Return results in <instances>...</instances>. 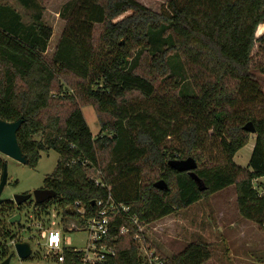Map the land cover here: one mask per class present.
Masks as SVG:
<instances>
[{
	"label": "trees",
	"instance_id": "obj_1",
	"mask_svg": "<svg viewBox=\"0 0 264 264\" xmlns=\"http://www.w3.org/2000/svg\"><path fill=\"white\" fill-rule=\"evenodd\" d=\"M2 1L0 119L22 121L16 139L28 166H36L41 152L59 155L43 181L54 196L37 206L41 214L55 207L83 224L75 204L85 208L87 218L96 211L94 202L111 195L130 216L147 223L235 186L240 217L263 227L264 197L258 196L252 181L264 177V115L257 117L241 106L257 103L264 113V94L250 72L253 48L264 45V33L256 36L264 25V0H165L159 13L137 0H71L64 7L65 27L50 61L43 54L52 29L41 21V0H17L31 11L29 25ZM129 11L132 15L113 22ZM150 34L163 36L169 44L152 54L142 52L132 64L133 50L143 49ZM173 55L180 57L191 81V96H179L169 76ZM259 72L264 75V67ZM68 75L77 80L75 98L53 100L50 93L60 92L58 77ZM135 97L138 102L132 101ZM83 106L97 113L101 135L96 139L82 116ZM247 121L256 138L248 168L243 169L233 157L249 140L250 133L242 130ZM208 133L221 164L207 166L201 159L199 150ZM38 134L42 139L33 140ZM189 157L197 164L194 173L203 191L188 173L167 165L170 159ZM72 159L88 165L68 164ZM4 165L0 159V168ZM90 167L100 171L104 187L88 179L85 171ZM127 177L136 181L134 196H122L115 188ZM158 179L167 184L166 191L153 187ZM0 206L5 213L13 210L7 200ZM123 225L120 217L111 223L106 242L117 245L116 252L102 264H140L133 241L119 234ZM12 236L6 233L5 240ZM121 239L127 241L124 247ZM3 247L2 262L12 256ZM62 255L64 264H79L82 256L67 247ZM210 257L209 245L199 239L171 259H160V264H203Z\"/></svg>",
	"mask_w": 264,
	"mask_h": 264
},
{
	"label": "rangeland",
	"instance_id": "obj_2",
	"mask_svg": "<svg viewBox=\"0 0 264 264\" xmlns=\"http://www.w3.org/2000/svg\"><path fill=\"white\" fill-rule=\"evenodd\" d=\"M71 0H41L40 7L41 21L52 29V36L43 54L45 61H50L55 47L59 42L60 36L65 27L64 7ZM155 13H159L165 4V0H137ZM13 7L16 12L22 15L24 24L29 25L31 11L23 8L17 0H3ZM31 8V7H30ZM132 15V12H126L116 18L117 22L125 17ZM261 29V30H260ZM256 32V36L264 33V25ZM101 29H98L96 35H99ZM161 35H149V41L143 49L136 47L132 52L131 63H135L139 56L144 53L152 54L160 51L169 43ZM143 60V59H142ZM169 76L178 85L179 96H191L195 93L187 72L179 56L173 55L168 59ZM264 67V45H256L251 52L250 69L253 75V81L264 94V75L259 72V68ZM58 78L60 92L50 93L53 100H65L69 97L75 98L76 92L74 86L77 80L71 76ZM160 82V81H159ZM162 83V82H161ZM232 86V85H231ZM230 86L231 89H233ZM96 87H92L95 89ZM137 97L133 98L134 101ZM78 101V100H77ZM138 102V99H136ZM256 113L257 117L264 115L263 110L259 109L257 103L243 104L241 107ZM82 116L89 127L93 139L101 135L97 119V113L92 106L81 107ZM248 122V121H247ZM246 122V123H247ZM245 123V124H246ZM210 134L206 135L204 145L199 152L202 156L204 165L210 166L221 164L222 158L219 155L217 145ZM255 134L249 135L247 144L240 149L233 157V162L243 169L248 168L249 158L255 143ZM35 141H40L41 135H35ZM168 146H175L174 142L168 141ZM0 159L6 164L7 183L1 194L2 200H7L13 204L11 212H2L4 207L0 206V245H4V251L11 254L8 264H58L52 254H48L45 241L42 240L41 233L49 230H59L65 240L69 241V249L78 251L84 250L88 242V234L76 231L73 225L80 226L76 219L64 217L62 212L52 207L47 213L41 214L34 201L30 200L20 207H16L13 197L16 195L30 194L35 190L44 187L43 181L51 175L56 164L59 161V155L53 150L40 153V159L34 168L28 165L17 163L2 154ZM88 179H100V171L97 168H89L86 171ZM2 169L0 168V178ZM101 180V179H100ZM159 180V179H158ZM156 180L155 182H157ZM161 180V179H160ZM154 182V183H155ZM115 188L125 196V193L134 196L136 181L133 177L121 179ZM253 188L260 193L264 188V177L253 180ZM108 189H112L108 187ZM257 192V193H258ZM115 205L114 214L110 216L111 223L115 218L120 217L125 220L122 234L133 241L138 251L140 264H160V259H171L173 256L183 251L189 244L199 239L209 245L211 257L203 264H264V229L255 223L244 227L237 222L242 219L238 213L236 204V187H228L208 198L197 202L187 209H180L175 213L162 219L144 222L135 216L129 215V209L126 212L121 210L122 205ZM20 215L18 223L9 224L11 217ZM78 230V229H77ZM9 233L12 239L5 240V234ZM14 242L26 243L30 246L31 255L27 260H21L14 251ZM127 244L126 239H121L120 247ZM107 248L116 252L117 245ZM12 246V247H11ZM7 259V258H6ZM3 262L0 260V264Z\"/></svg>",
	"mask_w": 264,
	"mask_h": 264
},
{
	"label": "built area",
	"instance_id": "obj_3",
	"mask_svg": "<svg viewBox=\"0 0 264 264\" xmlns=\"http://www.w3.org/2000/svg\"><path fill=\"white\" fill-rule=\"evenodd\" d=\"M77 162L83 168H86L88 165V162H86V160L80 159H72L68 164L75 165L77 164ZM91 180L96 186L104 187L100 179L91 178ZM107 190L109 189L107 188ZM258 196L264 197V188L261 189L260 193L258 192ZM114 204L115 202L112 199L111 195L108 196L106 201L94 202L96 211L87 218H84V216H86L85 208L79 203L75 204L76 212L81 217H83V219H85V222L80 226L73 225V227L76 228V231L78 232L88 234V242L84 250L78 251L75 249H71L72 252L82 254L79 264H102L107 257L114 256V251L107 248L106 245V241L109 238L111 225L110 216H112L114 214V211H116ZM121 210L123 212H126L128 208L121 207ZM123 230L124 227H121L119 233H122ZM41 237L42 240L45 241V246L47 247L48 254H52L58 264H64L62 250L64 249V247L70 246L69 241L65 240L61 232L56 229L43 231L41 233Z\"/></svg>",
	"mask_w": 264,
	"mask_h": 264
},
{
	"label": "water",
	"instance_id": "obj_4",
	"mask_svg": "<svg viewBox=\"0 0 264 264\" xmlns=\"http://www.w3.org/2000/svg\"><path fill=\"white\" fill-rule=\"evenodd\" d=\"M21 120L16 122H4L0 119V154L3 156L20 163L22 165H27L28 161L26 157L22 154L16 139V133L21 125ZM242 130L255 134V128L251 121L247 122ZM167 165L170 169L178 172V173H188L189 177L196 183L198 189L200 191L204 190L200 179L196 176L194 171L197 169V164L193 158L186 159H170L167 162ZM7 183V171L6 164L2 168L1 178H0V197L4 190V187ZM153 187L159 191H166L167 184L163 180H158L153 184ZM54 193L47 189H38L33 191L30 194L16 195L13 197V201L16 207H20L21 205L28 202L31 197H33L35 204H42L49 199L53 198ZM4 200L0 198V205ZM20 215H15L11 217L8 221L9 224L18 223L20 221ZM14 251L17 257L21 260H27L31 255L30 246L26 243H15ZM10 258H7L2 264H8Z\"/></svg>",
	"mask_w": 264,
	"mask_h": 264
},
{
	"label": "crops",
	"instance_id": "obj_5",
	"mask_svg": "<svg viewBox=\"0 0 264 264\" xmlns=\"http://www.w3.org/2000/svg\"><path fill=\"white\" fill-rule=\"evenodd\" d=\"M194 205V204H193ZM191 207V206H190ZM189 207V208H190ZM237 222H239L240 224H242V226L246 227L249 226L248 224H251L252 222H249V221H241L240 219H237ZM253 224V223H252Z\"/></svg>",
	"mask_w": 264,
	"mask_h": 264
},
{
	"label": "flooded vegetation",
	"instance_id": "obj_6",
	"mask_svg": "<svg viewBox=\"0 0 264 264\" xmlns=\"http://www.w3.org/2000/svg\"><path fill=\"white\" fill-rule=\"evenodd\" d=\"M42 189H44V188H42ZM30 200H33L34 201V199H33V197H31V199ZM29 200V201H30ZM34 204H35V202H34ZM35 206L37 207L38 206V204H35Z\"/></svg>",
	"mask_w": 264,
	"mask_h": 264
}]
</instances>
